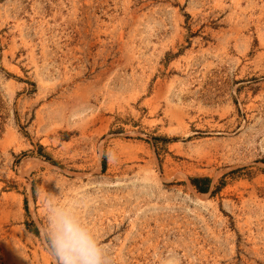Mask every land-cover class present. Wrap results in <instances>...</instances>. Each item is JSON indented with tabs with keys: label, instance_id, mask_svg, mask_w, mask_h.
Wrapping results in <instances>:
<instances>
[{
	"label": "rangeland",
	"instance_id": "obj_1",
	"mask_svg": "<svg viewBox=\"0 0 264 264\" xmlns=\"http://www.w3.org/2000/svg\"><path fill=\"white\" fill-rule=\"evenodd\" d=\"M52 207L105 264H264V0H0V264H57Z\"/></svg>",
	"mask_w": 264,
	"mask_h": 264
},
{
	"label": "clouds",
	"instance_id": "obj_2",
	"mask_svg": "<svg viewBox=\"0 0 264 264\" xmlns=\"http://www.w3.org/2000/svg\"><path fill=\"white\" fill-rule=\"evenodd\" d=\"M49 224L57 264H105L103 249L72 212L50 208Z\"/></svg>",
	"mask_w": 264,
	"mask_h": 264
},
{
	"label": "trees",
	"instance_id": "obj_3",
	"mask_svg": "<svg viewBox=\"0 0 264 264\" xmlns=\"http://www.w3.org/2000/svg\"><path fill=\"white\" fill-rule=\"evenodd\" d=\"M205 183L206 185H208V183L210 182V179L207 177L204 178H195L193 179V185L197 188L198 191L200 192H206L207 191V186H200V183ZM33 232H38L37 228L33 229Z\"/></svg>",
	"mask_w": 264,
	"mask_h": 264
}]
</instances>
